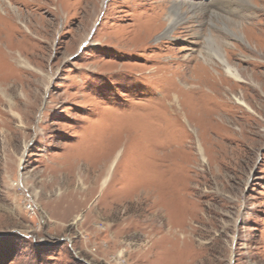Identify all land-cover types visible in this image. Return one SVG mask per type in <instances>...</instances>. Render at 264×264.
I'll return each mask as SVG.
<instances>
[{"label": "rangeland", "instance_id": "rangeland-1", "mask_svg": "<svg viewBox=\"0 0 264 264\" xmlns=\"http://www.w3.org/2000/svg\"><path fill=\"white\" fill-rule=\"evenodd\" d=\"M225 2L0 0V264H264V0Z\"/></svg>", "mask_w": 264, "mask_h": 264}, {"label": "bare ground", "instance_id": "bare-ground-1", "mask_svg": "<svg viewBox=\"0 0 264 264\" xmlns=\"http://www.w3.org/2000/svg\"><path fill=\"white\" fill-rule=\"evenodd\" d=\"M218 1L221 2V3L223 2V3L226 4L225 0H218ZM239 1H242V3H243V7L241 9H243V10L244 9L250 10L252 8L251 7V3L249 2V0H239ZM210 5H211V3H210ZM185 6H187V8L189 9L186 12H189L190 14H194V15L198 14L199 10L197 9V7H196L195 4H189V3H184L183 4L182 2H170V8H169L168 12L166 13L165 20H164L165 21L164 23H165L166 28H167V30L163 34V37L164 38H173V37H168V34H170L174 28H176L182 21H184V19H182V17L185 14L181 10H186L184 8ZM217 13H219V12H217ZM226 26L229 27V28H231V30H232L231 32H232L233 36H236L237 38H239L240 35L238 34V32L237 31H234V30H236V29L239 28L238 27L239 24H235L234 21H229L228 20V24H226ZM205 42H206L205 46H208V47L211 46L210 49L209 48L207 49L206 54L207 55H212L213 53H215L216 49H215V46L213 45L214 44L213 37L209 35V37L206 38V41ZM216 46H217V44H216ZM237 77H235V78H237ZM240 104H244V103L241 102ZM111 169H112V167H110L109 170H107V176L109 175ZM107 179L108 178L106 177V179L104 180L103 184L107 181Z\"/></svg>", "mask_w": 264, "mask_h": 264}]
</instances>
